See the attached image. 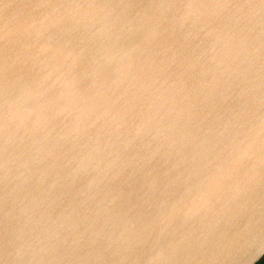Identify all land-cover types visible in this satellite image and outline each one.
<instances>
[{"label":"water","instance_id":"1","mask_svg":"<svg viewBox=\"0 0 264 264\" xmlns=\"http://www.w3.org/2000/svg\"><path fill=\"white\" fill-rule=\"evenodd\" d=\"M263 257L264 0H0V264Z\"/></svg>","mask_w":264,"mask_h":264},{"label":"bare ground","instance_id":"2","mask_svg":"<svg viewBox=\"0 0 264 264\" xmlns=\"http://www.w3.org/2000/svg\"><path fill=\"white\" fill-rule=\"evenodd\" d=\"M170 19H171V18H169V16H168L167 19L164 21V22L168 23V26H170V25L172 24ZM169 161H170L172 164H170V166H169L168 169H172L173 166H175V163H173L172 159L169 160Z\"/></svg>","mask_w":264,"mask_h":264},{"label":"trees","instance_id":"3","mask_svg":"<svg viewBox=\"0 0 264 264\" xmlns=\"http://www.w3.org/2000/svg\"><path fill=\"white\" fill-rule=\"evenodd\" d=\"M257 264H264V257Z\"/></svg>","mask_w":264,"mask_h":264}]
</instances>
